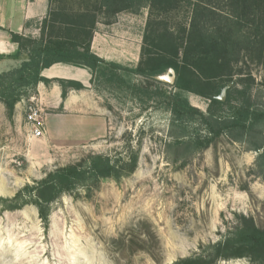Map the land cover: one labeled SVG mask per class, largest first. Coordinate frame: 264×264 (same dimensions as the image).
<instances>
[{
    "label": "rangeland",
    "instance_id": "1",
    "mask_svg": "<svg viewBox=\"0 0 264 264\" xmlns=\"http://www.w3.org/2000/svg\"><path fill=\"white\" fill-rule=\"evenodd\" d=\"M146 15V8L136 14L122 11L97 26L120 27L123 33L114 35L132 43L134 53ZM250 55L237 64L234 79L252 78V100L264 105V65ZM137 79V84L156 85ZM102 93L110 122L106 135L76 144L59 139L47 146L29 139L24 109L16 119L0 103L2 198H12L24 185L89 153L125 154L128 146L138 151L131 174L53 202L48 226L33 204L8 210L0 202V264H170L219 240L237 225L236 215L252 217L264 229V179L254 170L257 153L245 142L223 134L204 150L178 155L167 147L172 141L168 111L154 100L140 104L126 92ZM185 96L206 111L205 99ZM217 264L250 263L236 258Z\"/></svg>",
    "mask_w": 264,
    "mask_h": 264
},
{
    "label": "trees",
    "instance_id": "2",
    "mask_svg": "<svg viewBox=\"0 0 264 264\" xmlns=\"http://www.w3.org/2000/svg\"><path fill=\"white\" fill-rule=\"evenodd\" d=\"M143 8L147 15L135 67L105 61L92 52L100 19H113L122 11L136 14ZM38 28V37L11 33L18 44L15 56L21 60L0 72V103L8 116L39 81L49 82L41 75L44 68L54 63L87 68L96 87L106 84L140 104L154 100L168 111L172 141L167 147L178 155L204 150L224 134L257 153L254 170L264 179V105L252 100V78L234 79L237 64L249 54L264 65V0H48ZM169 69L175 73L173 84L155 80ZM133 76L156 85L133 83ZM59 82L63 97L69 87H83ZM224 88L225 99L220 100ZM185 93L205 99L206 111L191 105ZM137 164L138 151L129 146L125 154L89 153L24 185L12 198L0 197V202L8 210L33 204L48 226L51 204L62 195L79 189L90 193L104 179L118 181L131 174ZM236 218L237 225L219 240L201 244L198 252L170 264H217L236 258L264 264V229L252 217Z\"/></svg>",
    "mask_w": 264,
    "mask_h": 264
},
{
    "label": "crops",
    "instance_id": "3",
    "mask_svg": "<svg viewBox=\"0 0 264 264\" xmlns=\"http://www.w3.org/2000/svg\"><path fill=\"white\" fill-rule=\"evenodd\" d=\"M47 10L48 0H0V72L16 67L21 60L15 56L18 44L12 41L11 33L38 37V25ZM98 23L91 41L92 52L105 61L135 67L140 59L142 35L133 53L132 43H125L124 38L114 35L123 33L120 27L110 24L98 29ZM41 75L49 82L39 81L23 98L33 96L44 110V134L39 138L30 134L29 139L53 146L59 139L76 144L106 135L110 122L108 108L102 102V91H109L108 86L97 88L89 69L65 63H54L44 68ZM137 77H132L133 83H138ZM59 80L80 83L83 87L71 86L63 97ZM23 109L20 100L14 107L16 119Z\"/></svg>",
    "mask_w": 264,
    "mask_h": 264
},
{
    "label": "built area",
    "instance_id": "4",
    "mask_svg": "<svg viewBox=\"0 0 264 264\" xmlns=\"http://www.w3.org/2000/svg\"><path fill=\"white\" fill-rule=\"evenodd\" d=\"M26 123L29 126V134L33 137H42L44 134V110L35 102L33 96L22 99Z\"/></svg>",
    "mask_w": 264,
    "mask_h": 264
},
{
    "label": "water",
    "instance_id": "5",
    "mask_svg": "<svg viewBox=\"0 0 264 264\" xmlns=\"http://www.w3.org/2000/svg\"><path fill=\"white\" fill-rule=\"evenodd\" d=\"M158 80H161L168 84H173L175 80V73L172 69H169L166 73L163 75H159L156 77ZM220 100L225 99V88L222 90L221 95L219 96Z\"/></svg>",
    "mask_w": 264,
    "mask_h": 264
}]
</instances>
